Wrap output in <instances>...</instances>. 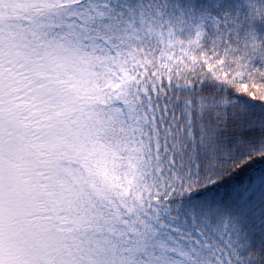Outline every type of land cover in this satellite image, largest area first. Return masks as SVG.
<instances>
[{"label": "rangeland", "instance_id": "obj_1", "mask_svg": "<svg viewBox=\"0 0 264 264\" xmlns=\"http://www.w3.org/2000/svg\"><path fill=\"white\" fill-rule=\"evenodd\" d=\"M189 1L195 5L192 9L180 2L181 10L174 11L177 0H0V264H78L70 258L74 246L78 250L83 238L81 248L87 247L96 234L82 227L105 214L102 207L99 211L89 209L91 198L78 186L87 174L94 185L103 174L114 181L115 187L105 178L102 185L116 194L121 189L125 197L138 188L141 178H147L145 188L149 187L151 166L147 160L137 159L149 142H138L140 132L132 115H137L140 102L132 98L131 91L140 83L136 66L141 56L150 53L152 43L168 54L177 49L176 55L185 58L190 46H200L206 25H217L224 18L221 16L227 17L226 25L233 24V14L223 9L229 4L243 6L246 19L254 24L264 17V0ZM170 5L172 15L165 17ZM44 53L50 55L49 61L42 57ZM27 54L32 62L18 60ZM194 59L192 53L191 62ZM63 65L71 70L76 84L86 81L82 85L87 87L89 102L97 101L87 117L68 120L77 91L69 89L72 97L64 87L55 90L57 83L47 79ZM195 68L206 75L201 67ZM8 69L18 75H9ZM23 76L32 87L44 80L52 85L48 92L42 90L38 95L44 101L41 103H57L49 107L45 125L49 129L35 132L28 130L30 123L26 127L18 124L28 109L24 105L17 108L23 112L18 117L11 106L8 111L3 107L4 100L17 103L26 97L31 87L24 83ZM251 87L244 86L241 92L248 94ZM188 89L191 91L192 85ZM263 94L264 84L259 95ZM240 99L239 93L237 100H224L223 105H233ZM186 115L188 121L187 111ZM143 129L140 125L139 130ZM58 172L63 185L58 187L59 196L52 198L44 184L52 183L53 174ZM253 186L254 190L257 184ZM41 193L47 202L44 197L36 198ZM99 196H103L101 190ZM132 197L131 203H137L138 190ZM51 208H58L64 220L72 222L67 235L56 231L57 212L53 211V218ZM76 226L79 230L75 235ZM77 237L79 241L75 242ZM35 238H43L39 248H34ZM178 258L169 260L162 251L152 252L144 256L143 264H186Z\"/></svg>", "mask_w": 264, "mask_h": 264}, {"label": "trees", "instance_id": "obj_2", "mask_svg": "<svg viewBox=\"0 0 264 264\" xmlns=\"http://www.w3.org/2000/svg\"><path fill=\"white\" fill-rule=\"evenodd\" d=\"M174 4V11H180L182 7ZM236 5L223 9L236 12ZM230 19L236 21L207 27L201 47L188 44L185 58L176 55L177 49L168 54L156 43L140 57L136 66L140 83L131 91L140 103L132 119L140 132L138 142H149L137 159L151 166L150 188H145L147 178H141L143 182L139 179L136 184L137 203H131L136 190L125 197L121 189L120 201L115 202L117 194L101 180L110 186L114 181L101 174L94 185L88 176L85 190L92 188L95 195L101 190L103 195L94 199L101 203L88 201V207L94 211L102 207L105 214L90 222V227L96 224V235L87 257L79 259L81 264H100L103 259L95 254L101 251L105 264H143L145 255L159 251L186 264H264V94L259 95L264 84V17L254 24L241 11ZM45 59L49 61L50 55ZM18 60L32 62L31 56ZM197 66L207 72L205 76L194 69ZM70 71L51 72L47 79L57 83L53 86L57 91L62 87L69 93L77 91L74 112L68 116L73 120L90 115L97 101L89 102L82 85L86 81L76 84ZM7 73L18 75L13 69ZM48 81L35 87L24 82L31 87L24 113L11 106L17 117L23 113L18 124L30 123L28 130L49 129L45 127L49 107L57 103H41L38 98L40 91L51 89ZM244 86L253 88L250 95L241 92ZM239 93L242 99L223 105L224 100H237ZM253 184H257L254 190ZM56 187L54 183L52 190ZM68 226L65 230L71 231Z\"/></svg>", "mask_w": 264, "mask_h": 264}]
</instances>
